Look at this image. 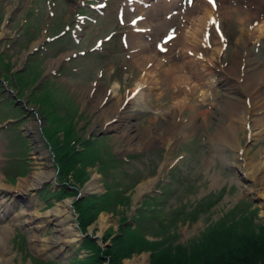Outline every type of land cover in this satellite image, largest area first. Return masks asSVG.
Returning a JSON list of instances; mask_svg holds the SVG:
<instances>
[{"label": "rangeland", "instance_id": "obj_1", "mask_svg": "<svg viewBox=\"0 0 264 264\" xmlns=\"http://www.w3.org/2000/svg\"><path fill=\"white\" fill-rule=\"evenodd\" d=\"M38 1L33 9L29 5L32 0H0L1 15L7 14L9 8L13 10L9 23L0 28V51L6 55L5 59L13 63L15 69L23 70L29 52L38 47L37 52L43 60L42 63L38 54L31 56L25 69L16 73L13 79L20 84L22 79L33 81L38 75L44 78L52 74L56 81L42 83L37 89L28 86L27 89L30 88V91L25 94L20 91L19 97L23 98L25 104L17 103L26 106V113L22 106L17 107L10 101H0V121L9 122L5 128L0 129V171L4 177L3 181L9 186L18 187L21 178H26L39 167L37 164L39 152L47 151L46 162L54 169L55 179L45 181L41 185L52 184V187L58 188L62 178L58 173L56 151L57 157H60L55 142L57 138L63 139L62 135L67 126L77 124L81 120L79 126H76L77 129L79 127L85 130L88 136L96 135L103 146V152H112L120 162L109 164V170H104L105 174L98 169L99 162L95 167L89 166L90 176L82 182H77L71 176L64 177L69 183H75V188L68 187L69 196L64 194L55 199L51 198L54 192L43 191L40 193L41 199L33 194L37 201L31 203L32 205L25 203L29 207L23 205L17 212L21 209L29 212L38 209L44 213L58 202L70 199L72 201L70 218L77 225V217L80 214L74 209L75 192L78 191L86 199L90 195L105 192L108 185L127 189L131 203L128 207L118 206L116 211L99 212L93 222L85 228V234L98 236L96 239L100 245L92 240L84 242V239H81L78 244L63 249L62 259H58L59 256L52 253L60 250L59 245L55 244L54 250L50 253L40 251V244L43 241L55 240L58 236L54 224L33 227L34 239L26 227L7 223L11 230L6 238L4 251L9 264H32L30 254L52 261L54 264H80L81 260L77 259H89L96 246L101 248L102 252L106 250L102 257L106 259L105 263L109 264V259L114 255L113 238L119 232L123 215L133 216L148 196L162 195L160 193L162 187H165L166 194L161 198L159 207L167 215L178 217L170 231L174 233V238L171 239L173 243L199 242L204 239V232L210 226L231 217H235L231 222H239L247 217L252 218L257 225L264 226V171L260 175L257 174V179L254 175L251 179L249 176L252 175V168L250 169V163L248 164L253 160L260 165L264 159V106L255 110V118L250 117L251 113L245 111L243 106L246 100L245 93L242 89L237 90V86L235 89V83L239 84L237 80L243 82L242 77L239 78L240 71L230 68L234 64L235 52L242 46L249 57L252 54L251 58H255L253 60L257 65L264 66V38L248 37L251 36V27L258 23L251 13L256 11L258 15H264L263 8L254 7L256 2L252 4L251 0H215L216 14L218 12L217 16L215 14L217 20L215 22L218 25L211 26L208 32V50L200 51L199 56L205 59L209 57L213 48L221 45L220 60L221 64L224 63L223 67L229 69V73L227 72L229 79L224 82L220 74L215 73L217 79L211 81L213 88L206 87L211 98L208 97L200 103L197 97L202 92H194L192 95L188 94L189 99L183 109L175 110L176 97L179 95L182 99L186 94L174 92L176 89L166 84L165 74L162 73L158 80L161 81L159 86L155 87L150 82L151 84H145L147 87L141 96L135 94L131 99L129 95L138 81L147 75L144 71L146 66H141L138 63L139 59L149 55L165 67L186 59L188 49L182 48L176 38L169 45H162L159 50H156L154 40H161L169 26L166 21L175 18L177 24L174 31L177 30L180 34L184 28L180 20H183L188 11L196 13L193 5L198 0H177L173 9L166 8V0H159L154 6L149 4L146 7L138 6L133 1L128 5L129 8L130 6L135 8L131 12L118 9L127 0H106L107 7L98 13L92 8L105 0H84L90 2L91 6H86L82 0H55L53 10L56 17L48 23L46 0ZM201 1L211 4L208 0ZM229 5L232 6V10ZM29 9L30 12L34 11L33 23L40 27L39 31L34 33L35 37H25L21 30L22 23L29 19L28 15L26 16ZM104 10L105 13L102 14ZM248 11L251 13L248 14ZM77 13H82L83 18L75 19ZM120 13L119 18L117 14ZM142 14L144 19L141 22L132 23L135 16ZM246 14L249 18L245 16ZM245 17L247 18L243 19ZM67 22L70 29L73 27L71 33L67 32L58 37L56 34L69 28V26L64 28ZM138 25L142 29H147L144 37L141 34H134V29ZM254 34L258 35L255 32ZM48 37L55 39L47 40ZM72 38L77 40L74 41ZM97 39L103 40L100 47L96 46ZM247 39V43L242 42ZM91 48H97L98 54H95V51L89 53ZM188 52L190 55L195 51ZM2 65L5 66L4 63ZM182 73H190V70L185 69ZM1 78L6 81L12 80L4 72ZM60 90H65L69 94ZM1 92L3 85L0 83ZM12 93L7 91L6 95L12 96ZM262 93L264 94V89ZM3 97L4 93H1L0 98ZM28 97L30 103L33 101L45 104L44 110H41L45 119L39 118L38 108H34V105L28 102ZM76 103L80 105V109ZM13 108L20 111H16L14 115L10 114ZM81 110L86 115L84 119L81 117ZM201 112L205 114L199 115ZM38 113L40 115L39 111ZM60 117L63 118L57 120ZM19 118L21 121L17 122ZM195 118V125L183 127L195 121ZM254 119L255 123L251 121ZM232 124L242 130L233 134V140H224L223 130H227ZM179 128H185L187 131L184 132V129L181 131ZM13 174H21L23 177L17 176L15 180L16 176H11ZM94 175L98 177L97 188L87 191V184ZM143 184H146L147 189L140 194L139 188ZM220 195L222 197L215 206L205 209L194 220L185 217V214H179L181 210L188 213L197 203ZM153 221L158 222L156 219L143 221L146 223L143 224V228L149 240L157 239L155 233L158 228L155 227L156 224L151 223ZM5 224L0 222V226ZM101 224L106 226L103 231ZM167 232L163 235H167ZM81 242L84 248L80 247ZM167 245L166 243L165 246ZM152 252V250L133 252L130 256L122 258L121 264H152Z\"/></svg>", "mask_w": 264, "mask_h": 264}, {"label": "bare ground", "instance_id": "obj_2", "mask_svg": "<svg viewBox=\"0 0 264 264\" xmlns=\"http://www.w3.org/2000/svg\"><path fill=\"white\" fill-rule=\"evenodd\" d=\"M168 2L169 1H166V8H171V9L175 8V5H176L175 1L170 2V3ZM252 2H256L254 7L264 9V0H257V1L251 0V3ZM193 10H195L196 13H194L193 11L186 12V15L184 16L182 20L184 28L181 30V33L179 34V36L175 39L179 41L182 48L184 47L188 49L186 51V54L184 53L186 59L183 62L178 61L174 64H171L169 65V67H165L161 62L154 61L153 57L149 55L146 58L144 57L141 60L139 59L138 63L141 66L142 65L146 66V68H144V71H145V74L147 75H145L143 79H140L138 81L132 93L133 92L135 93L136 91H138L136 95L141 96L140 94L144 93V88L147 87L145 86V84L150 83V82H152L153 86L155 87L159 86L161 84V81L158 82V80H160V76H161L160 74L161 73L165 74L166 84H168L169 87L172 86L173 88H175L176 90L174 92H177V93L183 92L184 94H186L185 95L186 97H183L182 99H180L181 96L178 95L174 103L175 105H177L176 107L174 106L176 108L175 110H181L184 108L185 104L188 102L187 100L189 99L188 94L192 95L194 92L201 91L202 93L201 92L200 93L202 95L200 94L197 97V101L200 103H203L208 97L211 98V96L207 93L206 87L213 88L211 81H214L217 79V77L214 76L215 73H219L220 76L222 77V81L224 82L229 79L227 78L229 76L227 75V72L229 71V69L224 68L223 67L224 63L221 64V60H220V53L222 50L221 45H217L215 48H213L211 53L209 54V57H206L204 59L202 58V56L201 57L199 56L200 51L208 50V46L204 43L206 41L207 42L209 41L208 31L210 27L212 26V18L216 17L218 12L216 14V10L214 6L206 3L205 1H201V0H198L196 4L193 5ZM230 10H232V6L230 7ZM249 13L251 12L248 11V14ZM248 14H246L245 16L248 17L249 16ZM251 14L252 16H255V19L256 21L258 20V23L254 21L256 23V26L251 27L252 28L250 32L251 36H248V37L250 39H256V38L258 39L261 37L264 38V15H258L256 11L255 13H251ZM224 15L226 14L224 13ZM247 17L243 19H246ZM243 19L242 21H244ZM166 22L169 24V26L167 27L169 28L177 24V18L171 21H166ZM247 30L249 31V28ZM254 32L258 33V35L254 34ZM167 39L168 38H166V40ZM247 41L248 39L242 42L247 43ZM172 44H171V47L173 46ZM188 51H195V52H191L192 54L190 53V55H188L189 53ZM251 56L249 57V54L244 52V49L242 46V48L238 49L235 52L234 64L230 68L232 70L238 69V71H240L239 78L242 77L243 82H239V80H237V82L240 85L235 83V89L237 86L238 87L237 90L239 89L243 90V92L246 95V100H245V103L243 104L245 111L248 110L251 113L250 117L255 118L256 116L255 110L262 105L264 106V94L262 93V90L264 89L263 88L264 87V66L261 67L257 65V63L253 60L255 58H251ZM185 69H189L190 73H187V74L182 73V71ZM206 72L207 74H205ZM193 78H194V81H192ZM141 85L144 87H141ZM126 97H129V96H126ZM204 114L205 113L201 112L199 115H204ZM245 116L242 117L243 118L242 120H244ZM251 121L255 123L256 119L251 120ZM195 123H196V118H195V121L193 120V122L185 124L183 125V127L193 126L195 125ZM172 124L175 125V122H173ZM179 129L181 131L182 129H184V132L187 131V129L185 128H179ZM240 129H241L240 127H237L233 124L229 125V128L227 130H223L222 135H223L224 140H227V141L233 140V134L238 132ZM38 155L39 157L37 158L38 160L37 164L39 165V167L37 169H34L33 172H31L30 175L27 176L26 178H21V181L18 187H12V186L7 185L3 181L4 177L2 176L1 171H0V222L6 223L5 225L0 226V245H1L0 246V264H9V262L7 261L5 257V251H4L6 238L11 230L10 225H7V223L12 224V225L15 224L16 226L22 225L26 227V229L30 232L31 237L33 238L35 237V235L32 234L33 227L36 228V227H40L44 225L54 224L56 226V234H58V236L55 237V240L48 239V240L43 241L42 244H40V247H41L40 251L43 253H50L52 250H54L56 245H59L60 250L52 252L59 256L58 259L63 258V255H64L63 249L69 247V245L72 246L74 244H78L81 239L89 236V235H86L82 231L79 223H77L76 225V223H73L75 221L71 220L70 214L72 212L71 211L72 201L70 199L58 202L52 209H49L44 213L39 212L38 209L34 210L33 212H29L26 209H21L20 212H17L18 210V207H16L17 202L15 200V195H13V193L11 192L12 190L27 192L28 190L30 191L31 189L37 188L39 185L43 184L45 181H54L55 179L54 169H52V167H50L46 162L48 158L47 151H40ZM249 163H250L249 165L250 169L252 168V173H251L252 175H250L249 177L251 178V176L253 177L254 175L257 179L258 178L257 174L260 175L264 171V159L262 162H260V165L255 163L253 160H250L248 164ZM97 178L98 177L95 175L92 177L91 182L87 184V188H86L87 191L94 190L97 188V183H96ZM259 179L261 178L259 177ZM10 188H13V189H10ZM145 189H147L146 184L141 185L139 188V193L140 194L143 193ZM24 200H25V203H30V205L34 204L35 201H37L36 197H32V196L30 197L26 196L24 197ZM103 221H104V218H102V222ZM34 223L36 224L34 225ZM100 227H101V231H103L106 228L104 224H101ZM98 240H100V238H98ZM81 245H82V242H81Z\"/></svg>", "mask_w": 264, "mask_h": 264}, {"label": "trees", "instance_id": "obj_3", "mask_svg": "<svg viewBox=\"0 0 264 264\" xmlns=\"http://www.w3.org/2000/svg\"><path fill=\"white\" fill-rule=\"evenodd\" d=\"M27 81L22 79L20 84H17L26 85ZM55 145L59 151L60 158L57 157L56 151V161L63 181L68 182V179L64 177L71 176L77 182H82L89 177V166H94L97 162L106 164L111 162V157L107 155L104 157L100 144L92 142L90 138L79 136L76 123L66 127L64 139L57 138ZM61 193L69 194L70 191L64 186ZM164 195L165 193L148 196L134 216L123 215L119 232L113 238L114 255L109 259V264H121L122 258L130 256L133 252L144 250L153 251L152 264H264V226L257 225L252 218L246 217L239 222H231L235 217H226L228 220L223 221L224 219H222L220 223L210 226L204 232V239L199 242L173 243L171 239L174 238V233H170V231L178 217L167 215L162 208L157 206L158 202L156 201L161 200ZM221 197V195L210 197L206 201L197 203L195 208L188 213L181 210L179 214H185V217L194 220L202 211L215 206ZM130 203V194H127V189L114 187V185L113 188L109 187L101 195L95 194L86 199L77 200L75 209L80 214L79 225L85 231V228L93 222L99 212L103 210L116 211L118 206L127 205L126 207H128ZM129 218H132V223H128ZM153 219L158 221L151 222L157 225L155 226L158 228L155 233L157 239L149 240L146 238L147 233L143 228V224L146 223L143 221ZM166 231H168L167 235H163ZM166 243L167 246H165ZM96 250L97 252L89 259L78 258L77 260H81L80 264H103L106 259L102 256L106 250L102 252V249L97 246ZM30 257L32 264H54L52 261H46L39 257L32 255Z\"/></svg>", "mask_w": 264, "mask_h": 264}]
</instances>
